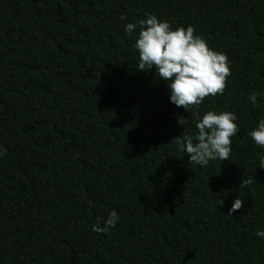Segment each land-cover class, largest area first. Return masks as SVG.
<instances>
[{
  "label": "trees",
  "instance_id": "trees-1",
  "mask_svg": "<svg viewBox=\"0 0 264 264\" xmlns=\"http://www.w3.org/2000/svg\"><path fill=\"white\" fill-rule=\"evenodd\" d=\"M146 14L227 55L222 95L186 112L138 71ZM208 111L239 132L201 167L175 138ZM262 119L264 0H0V264H264Z\"/></svg>",
  "mask_w": 264,
  "mask_h": 264
},
{
  "label": "clouds",
  "instance_id": "clouds-1",
  "mask_svg": "<svg viewBox=\"0 0 264 264\" xmlns=\"http://www.w3.org/2000/svg\"><path fill=\"white\" fill-rule=\"evenodd\" d=\"M137 28L139 33L134 47L138 51V71L155 69L159 79L167 82L170 102L177 108L187 112L198 108L206 98L224 93L231 76L228 57L212 50L201 36L194 35L193 26L172 30L168 22H160L155 15L146 14V19L128 23L125 35L131 36ZM261 96L260 92H252L249 101L255 105ZM193 115L197 116L195 127L198 133L195 137L181 135L175 138L177 147L187 154L189 163L201 167L207 166L211 160L227 161L232 151V137L239 132L236 115L227 111L219 114L208 111L202 119L198 113ZM177 122L185 126L188 119L181 116ZM250 137L257 146L264 148V119L250 132ZM5 154L6 149L0 147V156ZM259 168L264 169V157L260 158ZM242 207L243 201L237 197L228 216ZM118 220V213L112 210L103 227L93 225L92 231L107 233ZM256 235L264 238V231H257Z\"/></svg>",
  "mask_w": 264,
  "mask_h": 264
}]
</instances>
